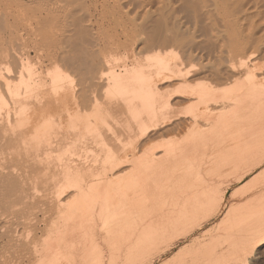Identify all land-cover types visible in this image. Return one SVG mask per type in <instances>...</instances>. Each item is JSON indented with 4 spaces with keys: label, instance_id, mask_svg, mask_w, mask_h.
Listing matches in <instances>:
<instances>
[{
    "label": "bare ground",
    "instance_id": "1",
    "mask_svg": "<svg viewBox=\"0 0 264 264\" xmlns=\"http://www.w3.org/2000/svg\"><path fill=\"white\" fill-rule=\"evenodd\" d=\"M263 147L264 0H0V264H263Z\"/></svg>",
    "mask_w": 264,
    "mask_h": 264
},
{
    "label": "rangeland",
    "instance_id": "2",
    "mask_svg": "<svg viewBox=\"0 0 264 264\" xmlns=\"http://www.w3.org/2000/svg\"><path fill=\"white\" fill-rule=\"evenodd\" d=\"M168 83V82H167ZM166 84V83H165ZM178 96V97H177ZM175 95V97H173V99H175V98H179V99H181V102L180 101H175V102H177L178 103V105H179V103H180V106H176V108H178V109H180V110H182V111H186V107H188L187 105H188V103H186V104H184L183 105V103H185V97L182 95V94H178V95ZM181 96H182V98H181ZM172 99V100H173ZM178 99V100H179ZM181 103H182V105H181ZM177 105V104H176ZM184 110H183V109ZM181 129V128H180ZM177 130V131H174V132H170V133H167V135L166 134H162V136L161 135H156L155 137H153V140H151L150 141V143L151 144H158V145H160V144H162L163 142L165 143V142H168V141H171V140H177V141H180L181 140V138L183 139V137L184 138H186L185 136L186 135H188L189 134V130H190V127H184L183 128V126H182V129L181 130ZM169 139H171V140H169ZM153 142V143H152ZM154 142H156V143H154ZM262 150H264V147H263V149ZM264 153V152H263ZM195 155H197V158H200V157H203V156H201L202 154H200V153H196ZM209 157V153H207L206 155H204V158L205 159H209V160H207L206 162H204V165L203 166H205L204 167V169H207V167L206 166H208V168L209 167H211V165H214V167H215V165H217L218 164V162H216V161H214V159H211V158H208ZM205 159H202V160H205ZM216 159H219V158H216ZM212 162V163H211ZM216 167H218V166H216ZM222 168V169H221ZM226 170H225V169ZM228 168H230V167H228V165H225V166H220V171H221V173H219L220 171H215V170H209V172H210V174H206V170L204 171V169H203V172H205L204 174H202V176L204 175V176H208L209 178L210 177H212L216 182H219V181H221V182H219L220 183V186L221 187H223L222 189L226 192V194L228 195V196H230L231 194V192H232V189H234L235 187H238L239 185H241L242 183H245V184H247L249 181H250V179H252L251 178V176L253 177L254 175H256V174H258V173H261V172H264L263 171V168H264V164L263 165H261V166H259V167H257L255 170H252L251 172H248L246 175H248L246 178H245V180L243 181V182H240V183H236L234 180V182L231 180V179H233V177H231V175H235V173L234 172H232V168H230V169H228ZM228 169V170H227ZM260 169H261V172H260ZM208 170V169H207ZM225 170V171H224ZM232 172V173H231ZM234 173V174H233ZM206 174V175H205ZM211 175V176H210ZM216 175H218V176H216ZM227 175H228V177H227ZM203 176V177H204ZM222 177V178H221ZM211 179V178H210ZM223 181V182H222ZM247 182V183H246ZM225 184H227V185H225ZM224 187H225V189H224ZM227 196V197H228ZM228 207H230V204H228L227 205V208H225L226 210L228 209ZM226 210H224L221 214H219V215H216V216H214V217H212L208 222H207V224L205 225V228H211L212 226H215L218 222H219V220H220V218L223 216V214L225 213V211ZM218 219V220H217ZM212 220H214V221H212ZM216 220V221H215ZM216 222V223H215ZM210 223V224H209ZM215 223V224H214ZM235 240H237V239H234L233 241H235ZM210 242L209 241H203V242H201L200 243V245L201 246H205V245H207V244H209ZM189 243H186V242H184V243H181V244H177V245H175L174 246V248H173V250H172V252L171 253H169V254H167V255H165V256H162L161 257V259L160 260H157V261H155L153 264H171V263H167L168 261H170L172 258H173V256H174V254L177 252V250L180 248V247H183V246H185V245H188ZM262 245H264V243H262L261 245H259V246H262ZM175 249V250H174ZM255 250H256V252H257V254H256V252H255ZM255 250H253L252 251V253L250 254V255H248L252 260H254V261H257L258 259H260V258H264V249H262V251L261 252H258V250L257 249H255ZM259 253V254H258ZM249 254V253H248ZM255 259H257V260H255ZM241 260L242 259H233L232 260V262H234V263H241ZM171 262V261H170ZM246 264H250V262L247 260V263ZM261 264V263H260ZM264 264V263H263Z\"/></svg>",
    "mask_w": 264,
    "mask_h": 264
}]
</instances>
